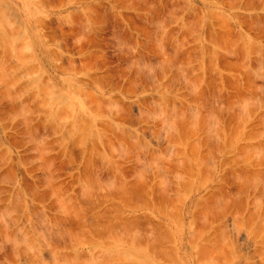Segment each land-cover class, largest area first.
<instances>
[{
  "label": "rangeland",
  "instance_id": "obj_1",
  "mask_svg": "<svg viewBox=\"0 0 264 264\" xmlns=\"http://www.w3.org/2000/svg\"><path fill=\"white\" fill-rule=\"evenodd\" d=\"M0 264H264V0H0Z\"/></svg>",
  "mask_w": 264,
  "mask_h": 264
},
{
  "label": "bare ground",
  "instance_id": "obj_2",
  "mask_svg": "<svg viewBox=\"0 0 264 264\" xmlns=\"http://www.w3.org/2000/svg\"><path fill=\"white\" fill-rule=\"evenodd\" d=\"M69 1V0H68ZM70 3H72L71 1H70ZM84 10V9H83ZM217 50V49H216ZM219 51V50H218ZM239 82V81H238ZM64 98V97H63ZM197 113V112H196ZM192 122V121H191ZM197 123H198V121H197ZM191 124V123H190ZM196 124V123H195ZM183 126V125H182ZM186 126H188V125H186ZM190 128V127H189ZM187 130H189V129H186V131L185 132H187ZM190 132H191V130H190ZM180 136H182V135H180ZM185 141V140H184ZM184 141H183V143H184ZM188 143H189V141H187ZM187 143V144H188ZM197 143V142H196ZM195 145H197V144H195ZM195 145L193 146V147H195ZM199 146V145H198ZM196 148V147H195ZM194 150L195 149H193V152H194ZM197 150H199V149H197ZM188 151V150H187ZM190 154H191V151H190ZM197 155V154H196ZM194 156V153H193V155H192V157ZM196 158V157H195ZM195 161V160H194ZM130 196V195H129ZM127 198V197H126ZM153 198V197H152ZM91 210V209H90ZM95 211V210H94ZM98 212V211H97ZM96 212V213H97ZM87 215V214H86ZM107 215V213L105 214V216ZM80 216V215H79ZM95 216V215H94ZM146 216V215H145ZM82 218V217H81ZM97 218V217H96ZM106 218V217H105ZM112 218V217H111ZM111 218H108V219H111ZM116 218V217H115ZM149 219V218H148ZM79 220V219H78ZM77 220V221H78ZM112 220V219H111ZM113 220H114V218H113ZM117 220V219H116ZM94 221V220H93ZM96 221V220H95ZM147 221V220H146ZM94 223V222H93ZM131 224V223H130ZM90 228V227H89ZM162 228V227H161ZM92 229V228H91ZM91 229H90V232H91ZM95 228H93V230H94ZM95 231V230H94ZM151 244V243H150ZM152 246H153V244H152Z\"/></svg>",
  "mask_w": 264,
  "mask_h": 264
}]
</instances>
